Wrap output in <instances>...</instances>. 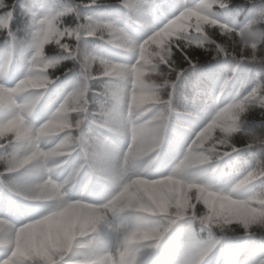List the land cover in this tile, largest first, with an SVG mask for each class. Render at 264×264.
Wrapping results in <instances>:
<instances>
[{
	"label": "clouds",
	"instance_id": "obj_1",
	"mask_svg": "<svg viewBox=\"0 0 264 264\" xmlns=\"http://www.w3.org/2000/svg\"><path fill=\"white\" fill-rule=\"evenodd\" d=\"M0 264H264V0H0Z\"/></svg>",
	"mask_w": 264,
	"mask_h": 264
}]
</instances>
